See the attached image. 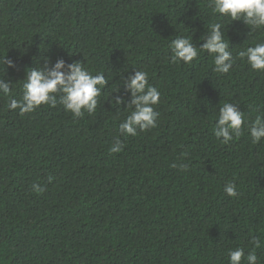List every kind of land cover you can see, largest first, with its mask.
I'll return each mask as SVG.
<instances>
[{
    "label": "trees",
    "instance_id": "obj_1",
    "mask_svg": "<svg viewBox=\"0 0 264 264\" xmlns=\"http://www.w3.org/2000/svg\"><path fill=\"white\" fill-rule=\"evenodd\" d=\"M210 4L0 0V78L13 98L22 97L26 69L45 60L47 70L63 59L65 71L81 62L108 79L95 113L80 118L60 104L20 115L0 97V264H230L229 251L247 255L254 238L264 264V140L253 144L243 131L223 144L213 131L224 102L249 122L264 114V71L238 57L264 43V28ZM215 23L235 60L228 73H216L206 51L172 62V40L192 37L199 47ZM137 70L160 91L159 118L128 136L119 125ZM117 139L123 151L111 154ZM229 182L236 197L223 191Z\"/></svg>",
    "mask_w": 264,
    "mask_h": 264
},
{
    "label": "clouds",
    "instance_id": "obj_2",
    "mask_svg": "<svg viewBox=\"0 0 264 264\" xmlns=\"http://www.w3.org/2000/svg\"><path fill=\"white\" fill-rule=\"evenodd\" d=\"M210 7L216 14L229 17L232 21H242L250 30L264 28V0H211ZM222 28L223 25L220 23L212 24L210 33L203 38V43L199 47L193 43L192 37L177 36L169 46L172 62L182 61L190 64L201 51H206L214 58V71L219 74L228 73L235 60L232 52L229 51V41L225 40ZM238 57L246 58L252 70L264 71V43L247 47L245 51L238 53ZM47 62L45 60L43 69L31 67L26 69V79L21 85L23 94L19 100L13 98V84L0 78V97L7 100L6 107L13 111L18 110L20 115L31 113L42 105L56 107L57 104L62 105L65 111L76 118L82 117L85 112L95 113L101 90L108 83L104 74L101 72L93 75L81 62L68 64L65 71L66 65L63 59L58 60L51 70H47ZM8 66H12L10 61ZM148 75L147 71L137 70L125 83L132 94V101L129 106L130 114L119 125L122 134L136 136L137 130L145 131L157 127L159 113L154 110V106L159 103L161 94L156 87L149 84ZM120 103L122 101L116 99L113 105ZM213 131L217 139L223 138L221 141L223 144H229L243 131L250 134L253 144H258L264 140V114L256 115L255 119L249 122L236 104L224 102L220 106ZM123 148L124 145L117 139L109 148V152L119 153ZM180 167L186 170L185 165ZM53 179L49 176L48 182L51 183ZM31 189L36 193L45 191L39 183H33ZM223 191L229 197L237 196V187L233 182L225 184ZM251 244L254 247L247 252V255L243 247L230 250V264H245V262L258 264L255 249L261 246V241L254 238Z\"/></svg>",
    "mask_w": 264,
    "mask_h": 264
}]
</instances>
